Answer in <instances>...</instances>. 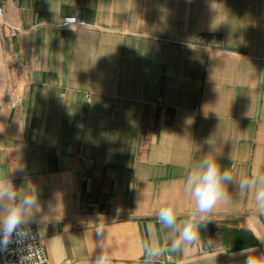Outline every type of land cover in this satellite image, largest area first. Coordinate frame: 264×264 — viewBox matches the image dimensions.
Returning <instances> with one entry per match:
<instances>
[{
	"label": "crops",
	"instance_id": "1",
	"mask_svg": "<svg viewBox=\"0 0 264 264\" xmlns=\"http://www.w3.org/2000/svg\"><path fill=\"white\" fill-rule=\"evenodd\" d=\"M0 8V178L16 186L17 204L38 198L27 224L46 264L101 254L111 264H264L260 185L239 189L264 175V0ZM67 16L96 28H57ZM208 156L232 172L230 199L197 216V239L173 252L178 232L156 211L173 199L177 226L190 219L184 182ZM154 242L163 253L149 257Z\"/></svg>",
	"mask_w": 264,
	"mask_h": 264
},
{
	"label": "clouds",
	"instance_id": "2",
	"mask_svg": "<svg viewBox=\"0 0 264 264\" xmlns=\"http://www.w3.org/2000/svg\"><path fill=\"white\" fill-rule=\"evenodd\" d=\"M229 158L233 159L232 156ZM234 180L232 172L229 169L222 170L213 156L205 157L190 169L184 182V192L190 197L193 208L189 213L190 219L183 220L180 226H177V205L173 199L166 200L165 206H161L156 211L161 225L178 232V238L171 242L173 252L185 251L186 248H182V245L190 244L197 239L198 233L194 231L193 220L197 216L199 221L207 220L218 204L229 200L226 184L233 183ZM257 183L260 187L255 192L254 199L258 207L264 210V175L241 179L239 189L243 193L246 188ZM17 197L16 186L10 180L0 178V245L3 246H7L13 236L20 238L26 235L22 230V226L29 222L26 210L38 206V198L33 195H25L19 204ZM145 248L149 257H158L163 253L158 242H154L151 246L146 244ZM95 264H111V257L101 254L96 258ZM246 264H257V261L249 258Z\"/></svg>",
	"mask_w": 264,
	"mask_h": 264
},
{
	"label": "built area",
	"instance_id": "3",
	"mask_svg": "<svg viewBox=\"0 0 264 264\" xmlns=\"http://www.w3.org/2000/svg\"><path fill=\"white\" fill-rule=\"evenodd\" d=\"M2 9L0 8V20L2 19ZM59 29H68L77 27L80 29H94V25L87 24L84 21L77 20L75 17L67 16L61 18L57 25ZM8 99L12 106H16L18 98L15 94L10 93ZM83 209H93L94 205H83ZM100 216H98L99 218ZM22 230L26 233L24 237L13 236L7 246L0 245V264H46V255L43 244L38 236L37 229L33 224H25ZM201 255L209 254L207 249L201 250ZM169 261L165 257L160 263L164 264Z\"/></svg>",
	"mask_w": 264,
	"mask_h": 264
}]
</instances>
